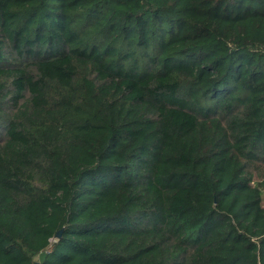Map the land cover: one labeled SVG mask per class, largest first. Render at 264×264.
<instances>
[{
  "label": "trees",
  "instance_id": "obj_1",
  "mask_svg": "<svg viewBox=\"0 0 264 264\" xmlns=\"http://www.w3.org/2000/svg\"><path fill=\"white\" fill-rule=\"evenodd\" d=\"M0 264H264V0H0Z\"/></svg>",
  "mask_w": 264,
  "mask_h": 264
},
{
  "label": "water",
  "instance_id": "obj_2",
  "mask_svg": "<svg viewBox=\"0 0 264 264\" xmlns=\"http://www.w3.org/2000/svg\"><path fill=\"white\" fill-rule=\"evenodd\" d=\"M60 234H61V231L57 235L60 236Z\"/></svg>",
  "mask_w": 264,
  "mask_h": 264
}]
</instances>
